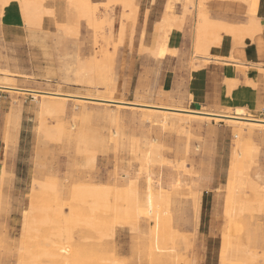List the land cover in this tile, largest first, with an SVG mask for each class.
<instances>
[{"label":"rangeland","instance_id":"1","mask_svg":"<svg viewBox=\"0 0 264 264\" xmlns=\"http://www.w3.org/2000/svg\"><path fill=\"white\" fill-rule=\"evenodd\" d=\"M174 1L176 0H169L166 5L167 13L171 11L172 15ZM68 4L70 5V2L67 0H60L50 5V18L45 22L42 21V25L32 26L24 21L23 25H19V29L7 31L1 26V18L7 4L0 3V264H18L21 255L24 254L23 248L20 247H24L28 237L21 238L24 233L21 228L24 222L22 218L24 219L23 215L25 211H29L31 204L36 207L34 210L31 208V212L40 208L39 214L43 213L42 208L45 207L48 212L50 211L49 213H54L57 203L53 198L56 197L60 202L63 201V205L69 203L68 206L70 208L73 206V209L75 203L71 199V191L76 184H108L124 187L130 180L136 181L135 187L140 197L144 195L148 183L153 188H164L169 192L172 220L170 223L179 236L177 235L178 238L173 242L166 239L155 241L152 234L154 221L141 217L134 224L124 219L126 225L122 223L121 226L120 223V225L116 223L118 225L115 224L112 233L99 236V233L96 235L86 225V221L92 218L91 215L78 209L81 213L80 222L72 224L74 230L72 225L68 224L67 226L72 228L68 227L67 230L73 233V242H81L87 250L93 248L92 251L95 252V246L98 245L97 248L100 250L96 248L98 257L104 258L101 260L99 258L96 264H264L262 205L264 192L261 191V187H264V126L261 129H251L248 125L241 124L243 129L240 131L232 126L233 123L224 119L174 115L177 118L181 116L185 121L188 120L184 123L188 131L186 133L163 128L159 123L144 120L142 113L144 111L145 114L148 110L132 107L135 106L132 103L127 102V106L119 107L115 105L116 102L101 101L103 98H110L108 92L113 87L115 88L112 99L117 102L124 101L121 97L119 70L120 64L129 53L126 52L127 48L123 42V28L116 29L115 22L118 21L120 24V20L123 23L126 18L129 19L130 9H125L119 3H112L104 7L105 9L98 8L97 21L102 17L101 23L93 25L95 22L92 24L88 17L81 16L78 10L71 6L72 4L70 6ZM118 6L122 7L119 15L121 17L116 20L115 8ZM69 21L72 25L76 23L74 26H77L75 29L73 27L74 30L69 29L64 32V27L60 25ZM169 32L165 29L156 30L150 47H143L141 52L148 51L160 59L168 53L174 54L175 50L167 44ZM78 60L83 61L79 73L82 78L76 75ZM257 69L263 76L258 84H252L257 89V95L243 99L248 106L244 108L246 114L244 117L257 119L259 123L264 124V69ZM107 74L109 78L106 77ZM98 85H101L99 89L96 88ZM54 92H58L62 97L51 98L66 102L63 109L65 111L43 115L36 100L43 98L42 93ZM151 93L149 87L140 85L135 91V98L131 101L133 104L137 102L152 106L154 103L147 99V96L151 98L153 94ZM34 94L37 95L36 100ZM140 107L146 106L140 105ZM202 111L213 112L220 116L233 114L232 107L218 110L202 109ZM115 113L117 121L110 118ZM148 113L161 114L158 111ZM39 128L43 129L42 132ZM45 128L51 134V138L54 135L53 139L44 132ZM116 131L118 135H115ZM188 133L190 137H186ZM83 139L89 147H92L90 152L82 153L77 149L78 143ZM241 139L243 143L247 142L248 145L256 148L253 151L254 162H251L252 166L247 173L256 184L251 183V188L249 185H242L237 189L242 206L237 211L239 212L237 219L230 221L225 213L227 182L233 164L232 150ZM154 145H159L160 149L155 150ZM91 153L96 158L93 160L94 164L93 161L87 163L86 157ZM146 153L156 158L148 164L149 167L145 164ZM135 157L137 160L140 157L139 161L142 164H139ZM93 166L95 167L92 168ZM47 178H51L55 186L52 184L46 186L49 189L42 194L41 191H36L37 187L35 195L38 194V197L31 195L33 191L31 188H36L34 185L38 183L46 182ZM50 186L54 189L52 190ZM255 194H260L261 199ZM112 200L111 197L108 200L110 205L107 207L108 211L116 204ZM255 200L262 202L263 214L260 213L262 209L258 208ZM121 202L120 200L117 203L123 206ZM67 204L64 205L62 216H67V211L69 213L72 210L67 209L69 208ZM99 210L100 220L107 221L112 218V209L107 211L109 215ZM47 226L48 224L44 225L45 232L53 233V236L43 231L37 235L39 231H32L30 237L32 244L38 245L45 241L44 245L49 246L51 244L49 240H55L57 237V230L64 229L62 222L53 225L56 226L55 229L52 225V227ZM163 227L159 224L156 228L160 232ZM101 237L102 240H99ZM20 241L23 245L22 243L19 245ZM226 241L229 242L227 245L229 259L232 257V252L237 253L238 259L223 263L222 249L224 245L226 246ZM99 252L104 254L101 255ZM42 257H37L39 261L36 259V264H51L46 256Z\"/></svg>","mask_w":264,"mask_h":264},{"label":"crops","instance_id":"2","mask_svg":"<svg viewBox=\"0 0 264 264\" xmlns=\"http://www.w3.org/2000/svg\"><path fill=\"white\" fill-rule=\"evenodd\" d=\"M105 1L97 0L95 3H103ZM168 1L132 0L135 7L132 10L133 14L130 13V20L126 18V21H123L125 23L122 30L123 42L127 48L126 52L129 54H127L124 62L120 64L121 97L124 101H118V103H131V100L135 98V91L138 87L146 85L153 93L151 98L148 96L147 98L154 104L152 106L140 104L141 106L171 109L184 113L210 114L212 116L219 115L202 111V109L218 110L223 107H232V109L241 106L242 108L248 107L243 99L247 96L252 97L253 95L254 97L257 95V89L252 84H258L263 76L257 68L264 69V0H255L254 3L253 0H203L201 4L206 7L201 6V9L198 5L200 0H193L195 7L189 3L192 6L191 9L185 0L174 1L172 10L174 26L168 34L167 44L168 47L175 50V53H168L164 58L160 59L154 57L148 51L141 52V49L150 47L156 31V25L161 22L167 13L166 5ZM184 2H187V5ZM247 4L249 5L248 7ZM251 5L254 6V16L246 12L247 10L249 11ZM121 8V6L115 8L116 20L120 18ZM198 10H202L207 15L208 21L210 20L209 25L205 24V28H208V31L204 30L207 33L215 30L214 32L212 31L213 34L211 33L212 35L209 37H206V32H203L200 41L196 27ZM182 11L183 13L186 11V14H183ZM125 12L127 13V10ZM180 17H182L181 20ZM251 17L259 21L260 29L251 31L249 24ZM47 18L49 19L50 17H45L43 22L47 21ZM23 22L24 20L19 13L17 5L14 1H10L4 9L3 18H1L2 29L7 31L17 30L19 25H23ZM115 25L116 29H118L119 22L116 21ZM241 26L243 27L242 29ZM229 27H231V30ZM235 29L238 30L236 31ZM228 31H230L229 35L227 34ZM215 32L219 33L215 34ZM204 37H206L207 41L204 40ZM209 39H215V41L213 42L212 40V43L209 42L207 45V42L210 41ZM199 43L202 44L199 46ZM196 45L199 48L202 46L206 49L201 48L203 52L201 49L200 52L198 51L199 48L195 47ZM233 82L236 84L232 85ZM135 104L132 103V105ZM173 104L181 107H175ZM140 105L137 104L132 107L139 106L137 108H140ZM148 122L152 123L151 121ZM233 126L240 131L243 129L242 126ZM249 128L261 129L263 127ZM250 147L251 145H248L247 142L243 143L241 139L233 148L232 156L236 150L244 156Z\"/></svg>","mask_w":264,"mask_h":264},{"label":"bare ground","instance_id":"3","mask_svg":"<svg viewBox=\"0 0 264 264\" xmlns=\"http://www.w3.org/2000/svg\"><path fill=\"white\" fill-rule=\"evenodd\" d=\"M10 1H14V3L17 5V7H18V9H19V13L21 14V16H22V18H23V20L28 24V25H32V26H34V25H42V21H43V19L45 18V17H50V11H51V9H50V7H48V6H50V5H52V4H54L55 2H60V0H0V3H2V4H8ZM68 2H70V5L71 6H74L75 8H76V10H78V13H80V15L81 16H84V17H88L90 20L89 21H91V23L93 24L94 22V24L93 25H95V24H100L101 23V19H102V17H101V19H100V21L98 20L97 21V19L99 18V14H97L98 13V8H103V9H105L104 7H108L110 4H115V3H119V4H121L122 6H124V8L125 9H130L129 10V12L131 13V14H133L131 11L132 10H134L135 9V7H134V9H133V3H134V1H133V3H132V0H106L105 2H103V3H95V2H93L92 0H67ZM185 1H187L188 2V5L190 6V9H191V7L192 6H194V3H193V0H185ZM202 1L203 0H200V2H199V6H200V9H201V6H205V5H202L201 3H202ZM206 1V0H205ZM254 1L255 0H253V3H254ZM54 2V3H53ZM186 2V3H187ZM196 2V1H195ZM245 2V1H244ZM66 3V2H65ZM185 2H184V4L185 5H187ZM192 5H190V4ZM205 3V2H204ZM69 5V4H68ZM69 5V6H70ZM68 6V7H69ZM249 5L247 4V7H248ZM137 7V6H136ZM195 7V6H194ZM206 7V6H205ZM184 8H185V6H184ZM188 8V7H187ZM203 8V7H202ZM102 9V10H103ZM169 9V8H168ZM186 9V8H185ZM189 9V8H188ZM189 9V10H190ZM75 10V11H76ZM184 10V9H183ZM188 10V12H190ZM52 11H53V9H52ZM72 11V10H71ZM169 11V10H168ZM77 12V11H76ZM134 12V11H133ZM171 12V11H170ZM170 12L169 13H166L165 15H164V17H163V19L161 20V22H159L157 25H156V30H163V29H165V30H167V31H171L172 30V28H173V26H174V16L172 15V14H170ZM186 11H184V13H183V11H182V13L183 14H186L185 13ZM187 12V13H188ZM247 13H249L251 16H254V6H252L251 5V7L249 8V11L247 10L246 11ZM54 13V12H53ZM66 13V12H65ZM72 13V12H71ZM74 13V12H73ZM104 13H105V11H104ZM135 13V12H134ZM101 14H102V12H101ZM128 14V13H127ZM248 14V15H249ZM121 15V14H120ZM52 16V15H51ZM78 16V15H77ZM103 16V15H102ZM125 16H127V15H125ZM129 17H130V15H128ZM133 16V15H132ZM178 16V15H177ZM181 16H183V15H181ZM71 17H72V15H71ZM121 17V16H120ZM185 17H186V15H185ZM250 17V16H249ZM257 17V16H256ZM78 18V17H77ZM83 18V17H82ZM106 18V17H105ZM181 18L182 17H180V20H181ZM197 25H196V27H197V32H198V39H199V41H200V39H201V37H202V35H203V32H206L205 30H207L208 31V28L206 29L205 27V24H208L209 25V21H208V19H207V15H205V13L202 11V10H198V12H197ZM75 19V18H74ZM107 19V18H106ZM186 19V18H185ZM184 19V20H185ZM259 19V18H258ZM78 20V19H77ZM80 20V19H79ZM88 20V19H87ZM130 20V19H129ZM132 20V19H131ZM249 20V19H248ZM126 21V20H125ZM133 21V20H132ZM79 22V21H78ZM82 22V21H81ZM120 24H119V29L118 30H121L122 28H123V26L125 25V23L123 24L122 23V21L120 20ZM249 24H250V29H251V31H254V30H258V29H260V24H258V22L259 21H257L254 17L252 18H250V20H249ZM104 23H105V21H104ZM210 23H212V22H210ZM215 23H216V21H215ZM56 24V23H55ZM74 24H76V23H73V25L70 23V21L69 22H67V24H61L60 26H62V27H64V29H65V31L64 32H67V31H69V29L71 30H74L75 28H76V26H74ZM78 24V23H77ZM86 24H88V23H86ZM108 24V23H107ZM224 24V23H223ZM79 25V24H78ZM91 25V24H90ZM96 25V26H97ZM180 25V24H179ZM179 25H177V26H179ZM184 25V24H183ZM227 25V24H226ZM225 25V26H226ZM136 26V25H135ZM215 26V25H214ZM243 26V25H242ZM241 26V29L243 28ZM58 27V26H57ZM73 27H74V29H73ZM99 27V26H98ZM103 27H104V25H103ZM108 27V26H107ZM182 28H183V26H181ZM216 27V26H215ZM222 27V26H221ZM236 27V26H235ZM234 27V28H235ZM246 27V26H245ZM67 28V29H66ZM212 28V27H211ZM210 28V29H211ZM227 28V27H226ZM230 28V30H231V27H229ZM83 29H84V27H83ZM82 29V30H83ZM108 29V28H107ZM177 29V28H176ZM205 29V30H204ZM228 29V28H227ZM76 30H78V28L76 29ZM219 30H220V28H219ZM222 30L224 31V29L222 28ZM236 30V29H235ZM238 30V29H237ZM236 30V31H237ZM249 30V29H248ZM180 31V30H179ZM213 31V30H212ZM212 31H210L209 33H205V36L206 37H209L210 35H212L213 33H212ZM215 31V30H214ZM213 31V32H214ZM216 31H218L217 29H216ZM222 31V32H223ZM250 31V32H251ZM143 32V31H142ZM220 32V31H219ZM218 32V33H219ZM226 32V31H225ZM229 32L230 31H228V35H229ZM182 33V32H181ZM212 33V34H211ZM217 32H215V34H216ZM217 33V34H218ZM234 33V32H233ZM239 33H240V31H239ZM243 33V32H242ZM206 34H208V35H206ZM214 34V35H215ZM226 34V33H225ZM230 34H232V33H230ZM220 35V34H219ZM235 35V34H234ZM244 35V34H243ZM249 35V34H248ZM194 36H196V35H194ZM236 36V35H235ZM206 37H204V40L205 41H207L205 38ZM237 37V36H236ZM142 38H143V36H142ZM197 38V37H196ZM217 38V37H216ZM220 38V37H219ZM238 38V37H237ZM203 39V38H202ZM221 39V38H220ZM240 39V38H239ZM82 40V39H81ZM210 41H208L207 42V45L209 44V42L210 43H212L211 41L213 40H211V39H209ZM140 41H142V40H140ZM215 41V39L213 40V42ZM218 41V40H217ZM197 42V41H196ZM204 42V41H203ZM239 42V41H238ZM237 42V43H238ZM241 43V42H240ZM200 44H202V43H199V46H200ZM205 44V43H204ZM214 44V43H213ZM212 44V45H213ZM239 44V43H238ZM209 46H211V45H209ZM213 46H215V45H213ZM195 47H198L197 45L195 46ZM199 48V47H198ZM201 48H203V49H206V48H204V47H200L199 48V50L197 49V48H195L196 50H198V51H200V49ZM203 49H201V51L203 50ZM200 51V52H201ZM206 51V50H205ZM203 52V51H202ZM203 56V55H202ZM232 56V55H231ZM209 59V58H208ZM233 59V58H232ZM225 60V59H224ZM209 61H210V59H209ZM212 61V60H211ZM78 62V65H77V69H76V75L77 76H79L80 74V72H81V70H82V66H83V61L82 60H78L77 61ZM240 62V61H239ZM207 63H209V62H207ZM205 64V63H204ZM236 64H238V65H240L239 63H236ZM256 65H258V64H256ZM252 67H254L253 65H251ZM79 67V68H78ZM260 69V68H259ZM193 70H195V69H193ZM6 71V70H5ZM263 71V70H262ZM7 72H9L8 70H7ZM171 73V72H170ZM173 73V72H172ZM248 74V73H247ZM23 76V75H22ZM79 77H81V76H79ZM106 77H108V74L106 75ZM82 78V77H81ZM109 78V77H108ZM79 79V78H78ZM81 81H83V79H81ZM250 81V80H249ZM226 82H229V81H226ZM237 82V81H236ZM259 83V82H258ZM230 84V83H229ZM236 84V83H235ZM234 84V82L232 83V85H235ZM250 85V84H249ZM101 85H98V86H96V88H98L99 89V87H100ZM174 86V85H173ZM227 86H228V83H227ZM231 86V85H230ZM177 87V86H176ZM229 87V86H228ZM114 88L115 87H113V89H111L108 93H109V97L110 98H103L101 101H110V102H116V104L115 105H117V106H119V107H121V105H125V106H127V104H119L117 101H114L113 99H112V95L114 94ZM173 88H175V87H173ZM154 89V88H153ZM229 89V88H228ZM107 90V89H106ZM174 90V89H173ZM262 90V89H261ZM96 91H98V90H96ZM95 91V92H96ZM108 91V90H107ZM116 93V92H115ZM150 93V92H149ZM183 93V92H182ZM77 94V93H76ZM152 94V93H151ZM87 95V94H86ZM88 95H90V94H88ZM94 95V94H93ZM93 95H90V96H93ZM153 95V94H152ZM170 95V94H169ZM34 96V99L36 100V96L37 95H33ZM32 96V97H33ZM42 96H43V98L42 99H40V100H36L37 101V103H38V105H39V109H40V113H43V115H45V114H52V113H54V112H63L64 113V111H63V109H65L64 108V104L66 103H63L62 101H57V100H54V99H52L51 97H58V98H60V97H62V96H60V94L58 93V92H54V93H42ZM69 96V95H68ZM72 96H73V94H72ZM96 97V96H95ZM101 98V97H100ZM115 99V98H114ZM138 98H136V100H137ZM141 99V98H140ZM139 99V100H140ZM146 99V98H145ZM148 99V98H147ZM256 99V98H255ZM12 101V100H11ZM65 101H66V99H65ZM79 101H81V100H79ZM90 101V100H89ZM148 101H149V99H148ZM172 101V100H171ZM170 101V102H171ZM177 101V100H176ZM95 102V101H94ZM178 102V101H177ZM176 102V103H177ZM258 102V101H257ZM131 103H133L132 101H131ZM137 103V102H136ZM138 103H139V101H138ZM148 103V102H147ZM151 103V102H150ZM179 103V102H178ZM135 104V103H134ZM146 104V103H145ZM152 104V103H151ZM170 104V103H169ZM186 104V103H185ZM255 104V103H254ZM135 105H137V104H135ZM139 105H140V103H139ZM153 105V104H152ZM174 105V104H173ZM256 105V104H255ZM245 106V105H244ZM254 106V105H253ZM137 107H139V106H137ZM256 107H258V106H256ZM140 108H143V109H146V110H148V112L149 111H158V112H160L161 114L160 115H155L156 113H152V114H150V113H145L144 114V111H143V113H142V116H143V118H144V120H147V121H151L152 123H159V124H161L162 125V127L163 128H169V129H172V130H177V131H180V132H188V131H186V129H185V127H184V123L185 122H187V121H185V120H183V119H181V116H178V117H180V118H177V117H175L174 115H189V116H194V117H200V118H203V117H206V118H213V119H224V120H226V121H228V122H231V123H233L232 124V126L233 125H240V127H241V124H245V125H248L249 127H263V124H261V123H259L258 121H257V119L256 120H251V119H248V118H246V117H244L246 114H245V110H244V108H242V106L241 107H236V108H234L233 109V114L232 115H222V116H220L219 114V116H212V115H210V114H206V115H202V114H197V113H193V112H188V113H184V112H179V111H175V110H171V109H158V108H151V107H140ZM170 108V107H169ZM172 108V107H171ZM174 108V107H173ZM179 109V108H178ZM230 109V108H229ZM145 110V111H146ZM253 111V110H252ZM37 112H39V111H37ZM118 112V111H117ZM10 113V112H9ZM111 113V112H110ZM48 115V116H49ZM118 115V114H117ZM41 116V115H40ZM38 117H39V115H38ZM192 117H190V118H192ZM110 118H112L114 121H117V116H116V113L112 116V117H110ZM186 118H188V117H186ZM206 118H204V119H206ZM39 119H40V117H39ZM85 119V118H84ZM195 119V118H194ZM197 119V118H196ZM41 120H39V122H40ZM195 121V120H194ZM9 122H10V120H9ZM38 122V123H39ZM45 123V122H44ZM119 123V122H118ZM117 122H116V124H118ZM230 124V123H229ZM160 125V126H161ZM21 126V125H20ZM243 126V125H242ZM39 127V126H38ZM239 127V126H238ZM36 128V127H35ZM42 128V127H41ZM41 128H39L40 130H41V132H42V130L43 129H41ZM57 128V127H56ZM56 128H55V130H56ZM118 128V127H117ZM119 129V128H118ZM166 129V130H167ZM260 129V128H259ZM40 130H38L39 132H40ZM188 130V129H187ZM38 132V133H39ZM44 132H46V134H47V136L48 137H50L51 138V134L48 132V130L45 128L44 129ZM43 132V133H44ZM52 132V131H51ZM8 133V132H7ZM45 134V133H44ZM43 134V135H44ZM182 134V133H181ZM6 135H8V134H6ZM113 135V134H112ZM115 135H118V133H117V131H116V134ZM183 135H184V133H183ZM187 136L186 137H188L189 136V133L188 134H186ZM57 136V135H56ZM114 136V135H113ZM192 136V135H191ZM7 137V136H6ZM46 137V136H45ZM53 137H54V135H53ZM53 137L51 138V139H53ZM190 137V136H189ZM47 138V137H46ZM57 139V138H56ZM113 139H115V138H113ZM134 139V138H133ZM49 140V139H48ZM54 140H55V138H54ZM124 140V139H123ZM51 141V140H50ZM118 141V140H117ZM136 141V140H135ZM154 141V140H153ZM6 142V141H5ZM90 142V144H92L91 142H92V140H90L89 141ZM187 142H188V139H187ZM133 144H135V142L133 143ZM156 144V143H155ZM153 145V144H152ZM186 145H187V143H186ZM118 146V145H117ZM133 146V145H132ZM137 146V145H136ZM135 146V147H136ZM157 145H154V148H155V150H156V148H158V146L156 147ZM134 147V146H133ZM132 147V148H133ZM91 148L92 147H89V145H88V143L83 139V140H81L79 143H78V145H77V149L78 150H80V151H82V153L83 152H90V150H91ZM189 147H188V145H187V149H188ZM133 149H135V148H133ZM137 149H138V147H137ZM136 149V150H137ZM158 149H160V147L158 148ZM254 149H256V148H254L253 146H251L250 148H248V150L245 152V155L244 156H242L241 155V153L240 152H237V150H236V152H234V156H233V164H232V168H231V172H230V175H229V179H228V182H227V191H228V193H227V196H226V202H225V213H226V215H227V218L230 220V221H232L233 219H237V214L239 213H237V211H238V209H240L241 208V206H242V200L240 199V197L237 195V189H239V188H241V186L242 185H249V188H251V183L254 185V184H256L255 182L253 183L252 182V180L248 177V170H249V168L252 166L251 165V162H254L253 161V159H254V154H255V152H253L254 151ZM35 150V149H34ZM131 150V149H130ZM152 150V149H151ZM150 150V151H151ZM154 150V151H155ZM163 150V149H162ZM259 150V149H258ZM258 150H257V152H258ZM137 151H139V150H137ZM77 152V151H76ZM153 152V151H152ZM159 153H160V151H158ZM188 152V151H187ZM252 152V153H251ZM133 153V152H132ZM151 153V152H150ZM150 153H146L145 154V164L146 165H148L150 162H152V161H154V159L153 158H155L154 156H152V157H150ZM137 154V153H136ZM158 154V153H157ZM156 154V155H157ZM258 154V153H257ZM77 155V154H76ZM80 155V154H79ZM81 155H83V154H81ZM140 155H142L141 153H140ZM139 154H138V156H140ZM155 155V154H154ZM155 155V156H156ZM159 155V154H158ZM157 155V156H158ZM137 156V155H136ZM79 157V156H78ZM81 157V156H80ZM85 157H86V155H85ZM84 156H83V158H85ZM255 157H257V156H255ZM35 158V157H34ZM87 158V163H89L88 161H93L94 159H96L95 158V156H94V154L93 153H91V155L90 156H88V157H86ZM130 158V157H129ZM137 157H135V159H136ZM139 159H140V157L138 158V160L137 161H139ZM143 159V158H142ZM143 159V160H144ZM156 159V158H155ZM135 160V161H136ZM159 160V159H158ZM158 160L156 161V162H158ZM163 160H164V158H163ZM129 161V160H128ZM128 161H127V164H128ZM142 161V160H141ZM160 161V160H159ZM84 162V161H83ZM134 162V161H133ZM140 162V161H139ZM164 162V161H163ZM162 162V163H163ZM165 162H166V160H165ZM171 162V161H170ZM82 163V162H81ZM91 163V162H90ZM95 163V161H93V164ZM5 164V163H4ZM4 164H2V165H4ZM84 164H85V162H84ZM83 164V165H84ZM118 164V163H117ZM124 164V163H123ZM139 164H142L141 162L139 163ZM138 164V165H139ZM143 164H144V161H143ZM144 164V165H145ZM168 164H170L169 162H168ZM87 165V164H86ZM132 165V164H131ZM183 165H184V163H183ZM89 166V165H88ZM122 166V165H121ZM141 166V165H140ZM179 166V165H178ZM177 166V167H178ZM181 166H182V164H181ZM186 166V165H185ZM79 167V166H78ZM85 167V166H84ZM84 167H82V168H84ZM95 166H93L92 168H94ZM126 167V166H125ZM124 166H123V168H125ZM134 167H136V166H134ZM144 167V166H143ZM148 167H149V165H148ZM87 168V167H86ZM89 168V167H88ZM87 168V169H88ZM122 168V169H123ZM89 169H91V167L89 168ZM119 169V168H118ZM130 169V168H129ZM182 169H183V167H182ZM116 170V169H115ZM140 170V169H139ZM147 170V169H146ZM184 171V170H183ZM189 171V170H188ZM83 172V171H82ZM86 172V171H85ZM116 172V171H115ZM139 172H141V171H139ZM131 173V172H130ZM1 174H3V173H1ZM129 174V173H128ZM143 175V174H142ZM190 175V174H189ZM121 176V175H120ZM130 176V175H129ZM138 177V176H137ZM30 178H31V176H30ZM46 178V177H45ZM115 178V177H114ZM0 179H1V177H0ZM128 179V178H127ZM138 179V178H137ZM140 179V178H139ZM138 179V180H139ZM148 179V178H147ZM33 180V179H32ZM36 181V180H35ZM115 181H117V180H115ZM148 181V180H147ZM38 182V181H37ZM40 182V181H39ZM143 182V181H142ZM53 183V181L51 180V178H47V180H46V182H44V183H38V184H36V185H34V186H36V188H31L33 191H32V194L31 195H33V196H35L36 198L38 197V194L37 195H35V192L36 191H41V194L42 193H44V192H46V189H49V188H47L46 186H48L49 187V185H51ZM128 184L126 185V186H124V187H118V186H115V185H113V186H111V185H108V184H80V185H75L74 187H72V191H71V199L74 201V207L75 208H73L72 209V207L70 208L69 206H68V204H67V207H69V208H67L68 210L69 209H72L71 210V212H69L68 213V211H67V213H66V215L67 216H62V213L64 212L63 211V209H64V205H66L65 203H64V205L62 204L63 203V201L62 202H60L59 201V199H57L56 197H54L53 199L55 200L54 202L55 203H57V204H55L56 206V208L54 207V213H49L48 211H47V209L44 207V208H42V211H43V213H40L39 214V209L37 210L36 209V211H34V212H31L30 211V209L32 208L33 210L36 208L35 207V205L34 204H31V206H29L30 208L28 209L29 211H25V214L23 215V217H24V219L22 218V220H24V222L22 223V225H23V227H21V228H23L22 230H23V237H21L22 239L24 238V237H28V240H27V242H25V244H24V247H20V248H23V255H21V258H20V261H19V263L18 264H36L37 262H36V259H37V261H39L38 260V258L39 257H42V256H46L47 257V259H49V263H60V264H83V263H86V264H88V263H97L96 261H98L99 260V258H100V260H101V258L103 259L104 257H98L99 255L97 254L98 252H97V250H96V248L98 247V245L97 244H95V243H93V245H97V246H95L94 248V250H95V252L94 251H92V249L91 250H87L86 249V247H85V245L83 246L82 244H81V242L80 243H77V242H73V233L71 232V233H69L70 231H68L70 228H72L73 227V225L72 224H77V222H80V219H79V217L81 216L80 214V212H78V209L80 210V211H83V212H87V213H89L90 215H91V219L89 220L87 217V219H88V221H86V225L89 227V228H91V230H93L95 233H96V235L99 233V236H100V234H101V236H107V235H109V233H112L113 232V229H114V226H115V224L116 223H120L121 224V226H123L122 225V223H127V222H124L123 220L124 219H126V220H128V222L130 221V222H132V224H134V222L139 218V217H141V218H147V219H151V221L153 220L154 221V228L152 229V234H153V237L155 238V241H159V240H169V241H171V242H173V241H176V238H178L177 237V235H178V233H177V231H175L172 227H171V223H170V221H172L171 220V215H170V209H169V206H170V195H169V192L166 190V189H164V188H153L152 186H151V184L150 183H148L147 184V187H146V191H145V193H144V195L143 196H138V194H137V191H136V187H135V183H136V181L134 182V181H128L127 182ZM33 184V183H32ZM31 184V185H32ZM53 185V184H52ZM221 185V184H220ZM225 185V184H224ZM259 185V184H258ZM53 186H55V184L53 185ZM37 187H38V189H37ZM51 187V186H50ZM174 187V186H173ZM52 188V190L54 189L53 187H51ZM186 188V187H185ZM37 189V190H36ZM216 189V188H215ZM255 189V188H254ZM253 189V190H254ZM36 190V191H35ZM207 191V190H206ZM226 191V192H227ZM261 191L262 192H264V187H261ZM189 192V191H188ZM203 192V191H202ZM54 193V192H53ZM194 193L195 192H193V195H194ZM197 193V192H196ZM199 193V192H198ZM54 195V194H53ZM192 195V196H193ZM44 196V195H43ZM196 196V195H195ZM255 196H260V194L259 195H256L255 194ZM254 196V197H255ZM111 197V199L113 198V200H114V202L116 203L112 208H110V210L112 209V211H113V213H111L112 214V218L109 220V222H108V220L107 221H105L104 219H101L100 220V217L98 216V212L100 211L99 209H101V210H103V214H108L107 213V211H108V209H107V207H110V205H108V200H109V198ZM185 197V196H184ZM194 197V196H193ZM23 198V197H22ZM44 198V197H43ZM183 198V197H182ZM188 198H189V196H188ZM260 199H261V196L259 197ZM258 198V199H259ZM262 198H264V195H263V197ZM193 199H195V198H193ZM217 199V198H216ZM255 199V198H254ZM253 199V200H254ZM44 200V199H43ZM112 200V201H113ZM122 201L120 204L122 205V203H123V206H120L117 202L118 201ZM178 200V199H177ZM179 202H180V200H178ZM203 201V200H202ZM52 202V201H51ZM184 202V201H183ZM217 202V201H216ZM255 202H256V204H258V208H260V209H262V210H258V212H260V213H262V211H263V208H264V204H262L263 205V208L261 207L262 205H261V203L262 202H260V201H258V200H255ZM260 204H259V203ZM21 203V202H20ZM80 203H82L81 204V206H76V204H80ZM264 203V202H263ZM48 204V203H47ZM70 204H71V201H70ZM110 204V203H109ZM119 206H118V205ZM22 205V204H21ZM38 205V204H37ZM51 205H52V203H51ZM63 205V208H61V206ZM39 206V205H38ZM48 206H50V204L48 205ZM54 205H52V207H53ZM111 206H112V204H111ZM50 208H51V206H50ZM50 208L48 209V210H50ZM65 208H66V206H65ZM124 208V209H123ZM197 208V207H196ZM104 209L106 210V211H104ZM179 209V208H178ZM109 210V211H110ZM197 210V209H196ZM63 211V212H62ZM70 211V210H69ZM108 211V212H109ZM184 211V210H183ZM255 211V210H254ZM29 212V213H28ZM105 212V213H104ZM172 213V212H171ZM243 213V212H242ZM64 214V213H63ZM71 214V215H70ZM241 214V213H240ZM263 214V213H262ZM101 215V214H100ZM109 215V214H108ZM107 215V216H108ZM195 215V214H194ZM108 217H110V216H108ZM195 217V216H194ZM201 217V216H200ZM59 218V219H58ZM241 218V217H240ZM235 219V220H236ZM183 220V219H182ZM137 221H139V220H137ZM150 221V222H151ZM229 221V222H230ZM251 221V220H250ZM64 223V229H62V230H57L58 232H57V234H56V236H54V237H56L55 238V240H49L50 241V243L51 244H49V246H46V245H44V243H45V241H44V243H40V244H36V245H34V244H32V242H30V237H31V234H33V233H31L32 231H35V232H38V234L37 235H39V233H40V231L42 232H44V233H46L47 234V232H45L46 231V229H45V227H44V225H47L48 224V226L47 227H52L53 225H56L57 223ZM182 222V221H181ZM84 223H85V221H84ZM83 223V224H84ZM231 223V222H230ZM49 224H50V226H49ZM72 225V227H70V226H67V225ZM118 224H116V225H118ZM119 224V225H120ZM139 224V223H138ZM150 224V223H149ZM163 225L164 227H163V229H162V231H158V229L156 228L158 225ZM241 224V223H240ZM52 225V226H51ZM63 225V224H62ZM61 225V226H62ZM126 225V224H125ZM173 226V225H172ZM69 227V229L67 230V228ZM131 227H132V225H131ZM138 227V226H137ZM53 228L55 229L56 228V226L54 227L53 226ZM62 228V227H61ZM75 228H76V226H75ZM132 228H134V227H132ZM50 229V228H49ZM48 229V230H49ZM177 229V228H176ZM208 229V228H207ZM73 230H74V227H73ZM72 230V231H73ZM196 231V230H195ZM51 232H53V230L51 231ZM184 232V231H183ZM237 232H239V231H237ZM185 233V232H184ZM43 234V233H42ZM48 234H51L50 232L48 233ZM47 234V235H48ZM53 234V233H52ZM51 234V236H53ZM71 234V235H70ZM188 234V233H187ZM219 234V233H218ZM233 234V233H232ZM54 235H55V233H54ZM179 236V235H178ZM40 237V236H39ZM38 237V238H39ZM102 238L103 237H101V239L99 238V240H102ZM180 238V237H179ZM21 239V240H22ZM32 239H33V237H32ZM87 240V239H86ZM88 240H90V239H88ZM180 240H182V239H180ZM184 240V239H183ZM35 241V240H34ZM39 241V240H38ZM41 241V240H40ZM42 241V242H43ZM52 241V242H51ZM85 241V240H84ZM93 241V240H92ZM24 242V241H23ZM181 242V241H180ZM21 243H22V241H20V244L19 245H21ZM36 243V242H35ZM39 243V242H38ZM49 243V242H48ZM166 244V243H165ZM226 246L224 245L223 246V249H222V260H223V263H225V262H227V261H234V260H237L238 259V256H237V253L236 252H232V257L229 259V257L230 256H228V252H229V247H227V245L229 244V242L228 241H226ZM22 245H23V243H22ZM151 245V244H150ZM179 245V244H178ZM241 246V245H240ZM102 247V246H101ZM151 247V246H150ZM242 247V246H241ZM245 247V246H244ZM19 248V249H20ZM99 248H100V246H99ZM103 248V247H102ZM98 249V248H97ZM104 249V248H103ZM247 249V248H246ZM99 250V249H98ZM157 250V249H156ZM183 250V249H182ZM253 250V249H252ZM20 251V250H19ZM100 251V250H99ZM172 251V250H171ZM216 251V250H215ZM21 253H22V251H20ZM102 252V251H101ZM101 252H99V254H101V255H103L104 254V252H103V254L101 253ZM164 252V251H163ZM259 252V251H258ZM151 253V252H150ZM215 253V252H214ZM19 254V253H18ZM251 254V253H250ZM250 254H248V255H250ZM105 255H107V254H105ZM111 256H113V254H110ZM20 256V255H19ZM18 256V257H19ZM108 256V255H107ZM106 256V257H107ZM110 256V258H112ZM260 256V255H259ZM258 256V258H260ZM38 257V258H37ZM149 257H151V256H149ZM250 257H251V255H250ZM252 258V257H251ZM256 259H257V257H255ZM41 259V258H40ZM42 259H43V257H42ZM115 259H113V261H114ZM18 261V260H17ZM117 261V260H116ZM115 261V262H116ZM120 261H122V260H120ZM259 261V260H258ZM100 262V261H99ZM109 262V261H108ZM112 262V261H111ZM144 262V261H143ZM150 262V261H149ZM45 263V262H44ZM113 263V262H112ZM221 263V262H220ZM123 264V263H122ZM145 264V263H144ZM149 264V263H148ZM242 264V263H241ZM262 264V263H261Z\"/></svg>","mask_w":264,"mask_h":264}]
</instances>
